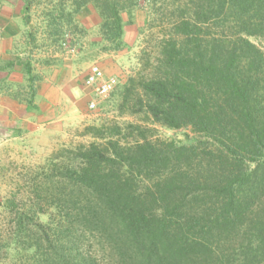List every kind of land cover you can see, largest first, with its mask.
<instances>
[{"label":"trees","instance_id":"16d2710c","mask_svg":"<svg viewBox=\"0 0 264 264\" xmlns=\"http://www.w3.org/2000/svg\"><path fill=\"white\" fill-rule=\"evenodd\" d=\"M86 4L104 49L121 43L125 10L148 11L156 65L134 111L190 134L157 139L130 124L132 140L117 128L80 146L60 172L75 185L71 212L17 215L14 238L32 233L14 264H264V0H21L47 62L66 36L80 41Z\"/></svg>","mask_w":264,"mask_h":264},{"label":"rangeland","instance_id":"374dc122","mask_svg":"<svg viewBox=\"0 0 264 264\" xmlns=\"http://www.w3.org/2000/svg\"><path fill=\"white\" fill-rule=\"evenodd\" d=\"M1 12L16 17L12 25L16 31L13 46L24 73L26 63L30 64L31 72L25 73L23 85L17 89L25 105H34V99L27 97L30 84L35 90L44 78L52 82L62 79L64 83L73 77L78 85L73 96L68 92L69 83L62 90V97L56 95L52 85L48 88L56 101L42 106V127L34 128L33 123L23 121L0 128V264H14L19 257V241L27 240L32 233L29 225L25 236L14 238L17 215H32L35 219L33 212L41 206L44 213L38 217L46 222L50 213L64 216L71 212L75 185L63 180L60 172L77 163L80 146L100 140L101 134L108 137L117 128L120 134L113 137L132 140L136 131L131 135L130 124L146 127L153 138L164 140L182 141L190 131L166 127L152 121L144 110L134 111L139 109L137 100L143 95L139 82L150 74L157 57L156 28L145 8L133 7L122 13L124 33L114 50L103 48L106 41L98 32L101 18L92 5L86 4L74 15L86 34L72 45L74 35L66 36L67 42L52 53V62L44 57L47 51L38 32L35 42L27 36L21 0H0ZM92 65H97L104 75L116 77L117 84L109 95L95 96V85L87 84ZM34 74L37 78L32 83L29 78ZM91 100L95 102L94 108L89 107Z\"/></svg>","mask_w":264,"mask_h":264},{"label":"crops","instance_id":"0c3cea01","mask_svg":"<svg viewBox=\"0 0 264 264\" xmlns=\"http://www.w3.org/2000/svg\"><path fill=\"white\" fill-rule=\"evenodd\" d=\"M15 18L12 14L0 13V128L20 125L24 123L23 121L33 123L34 128H40L42 123L45 124L42 119L44 115L41 116L44 110L42 106L56 101L55 98L50 97L48 88L52 85L56 95L60 94L62 97V90L69 83L68 92L73 96L78 90V85L73 77L64 83L62 79L52 82L44 78L37 84L32 95L34 105L30 107L23 103L21 96L16 95L19 94L17 89L23 85L21 80L25 73L20 68L21 65L14 52L13 41L16 31L12 25H15Z\"/></svg>","mask_w":264,"mask_h":264},{"label":"built area","instance_id":"2783aa9c","mask_svg":"<svg viewBox=\"0 0 264 264\" xmlns=\"http://www.w3.org/2000/svg\"><path fill=\"white\" fill-rule=\"evenodd\" d=\"M87 84L95 85L94 94L95 96H107L115 88L117 80L115 76L104 75L102 70L97 65H92L89 70V74L86 80ZM89 107L94 108L95 102L91 100L89 102Z\"/></svg>","mask_w":264,"mask_h":264}]
</instances>
